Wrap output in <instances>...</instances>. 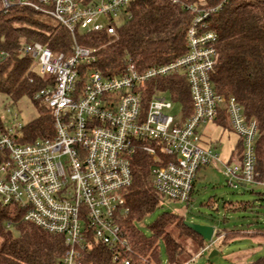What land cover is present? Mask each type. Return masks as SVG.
<instances>
[{"label":"built area","instance_id":"built-area-1","mask_svg":"<svg viewBox=\"0 0 264 264\" xmlns=\"http://www.w3.org/2000/svg\"><path fill=\"white\" fill-rule=\"evenodd\" d=\"M135 1L17 0L65 26L73 45L65 56L38 43L21 44L20 52L50 79L34 100L49 108L53 135L22 144L20 124L0 132V201L22 210L25 222L63 237L62 264H93L85 260L97 245L114 262L131 263L125 256L133 253L130 236L121 221L129 211L126 190L138 153L152 159L150 184L170 201L189 204L198 171L216 164H222L234 189L264 187L258 180L256 121L247 118L234 96L217 94L211 82L218 35L207 20L222 4L187 7L195 15L187 32L188 53L171 64L140 72L129 61L113 76L92 67L96 50L80 45L77 32L115 35L116 27L130 19L128 7ZM174 74H183L190 89L192 113L187 118L168 113L174 102L165 92L147 100L152 80ZM222 112L243 144L241 156L231 162L205 145L200 132Z\"/></svg>","mask_w":264,"mask_h":264},{"label":"trees","instance_id":"trees-1","mask_svg":"<svg viewBox=\"0 0 264 264\" xmlns=\"http://www.w3.org/2000/svg\"><path fill=\"white\" fill-rule=\"evenodd\" d=\"M7 1L10 6L5 7L4 0H0V95L16 104L23 97L34 100V95L50 83V79L35 72L34 60L20 52L21 44L38 43L55 54L64 53L68 56L73 39L71 32L53 18L21 6L17 0ZM180 1L137 0L128 7L130 19H124L116 27L115 35L106 30L97 33L77 32V41L82 46L96 50L97 63L92 67L106 76L120 74L129 61L140 72L171 64L188 53L187 32L195 16L187 8L195 0ZM83 3H87V0ZM221 4L222 8L207 20L209 29L218 35V58L210 74L211 82L217 94L234 96L247 118L256 121L258 180L263 182L264 0H205V5L199 7L211 8ZM2 52L4 55H1ZM148 87L147 100L157 92H165L181 108L184 118L191 115L190 89L183 74L156 78ZM34 103L38 116L22 127L19 136L22 144L53 135L49 108L39 101L34 100ZM216 123L231 131L224 112ZM0 132H6L1 118ZM242 151V140H239L235 153L241 156ZM152 167V159L147 154H136L133 182L126 190L129 211L121 221V226L130 236L133 250V253L125 256L130 258V264H161L163 245L168 264H188L194 257L208 251L211 243L208 244L189 228L183 217L171 212L163 213L151 224V237L145 236L136 226V222L153 213L166 200L150 184ZM209 202L213 203L214 200L210 199ZM223 206L233 212L255 207L244 201H224ZM259 215L257 211L248 224L253 227L252 230L241 231L235 226L231 230L216 231L214 239L226 246L242 236L257 233L264 236ZM64 252L63 237L25 222L22 210L0 201V264H62ZM85 261L119 264L100 245ZM254 264H264V256L258 257Z\"/></svg>","mask_w":264,"mask_h":264},{"label":"rangeland","instance_id":"rangeland-1","mask_svg":"<svg viewBox=\"0 0 264 264\" xmlns=\"http://www.w3.org/2000/svg\"><path fill=\"white\" fill-rule=\"evenodd\" d=\"M205 0H195L192 6L201 8ZM80 33L82 31H79ZM36 73H40L39 67L35 68ZM178 118L182 114L181 108L174 103L172 111L168 112ZM38 116V111L33 99L21 98L16 104L0 95V118L5 129L13 130L14 126L20 124L21 127L27 125ZM204 132L205 145L213 148L219 154L223 162H231L232 151L235 148L236 135L228 128H224L217 123H211L200 129ZM222 164L211 165L202 168L197 173L195 190L189 204L176 201L165 200L161 206L136 222L137 228L147 237L152 236L151 224L163 213L171 212L183 217L186 222L203 226H213L216 231L225 229L231 230L238 227L241 231L252 230L248 224L254 219L257 211L264 227V189L252 192V186L237 189L228 185L227 179L223 175ZM212 199L214 202H209ZM224 201L241 203L250 202L255 205L252 210L227 211L223 206ZM210 205V206H209ZM253 217V218H252ZM210 244V242H208ZM216 250L217 255L210 257L212 251ZM202 253V252H201ZM264 256V237L261 235L242 236L233 244L221 245V241L213 238L210 249L202 256H197L188 264H254L258 257ZM161 264H168L164 246L160 252Z\"/></svg>","mask_w":264,"mask_h":264},{"label":"water","instance_id":"water-1","mask_svg":"<svg viewBox=\"0 0 264 264\" xmlns=\"http://www.w3.org/2000/svg\"><path fill=\"white\" fill-rule=\"evenodd\" d=\"M245 186V185H243ZM246 187V186H245ZM253 190L264 189L263 186H255L252 188ZM185 224L191 228L195 233L200 235L205 241L212 242L215 235V228L213 226H203L199 224H192L189 222H185ZM218 252L216 250L212 251L210 257L217 255Z\"/></svg>","mask_w":264,"mask_h":264},{"label":"crops","instance_id":"crops-1","mask_svg":"<svg viewBox=\"0 0 264 264\" xmlns=\"http://www.w3.org/2000/svg\"><path fill=\"white\" fill-rule=\"evenodd\" d=\"M204 133V132H203ZM204 135H206L205 133H204ZM238 141H239V139H238V137L236 136V142H235V148L233 149V151H232V157L230 158V160H232V159H236V158H238L237 157V155H236V153H235V151H236V147H237V144H238ZM241 187H243V188H246L245 186H241ZM258 234V233H257ZM257 234H254V235H257ZM249 235H253L252 233H249ZM262 236V235H261ZM264 237V236H263ZM240 238V237H239ZM237 239L238 238H236V241H237Z\"/></svg>","mask_w":264,"mask_h":264}]
</instances>
